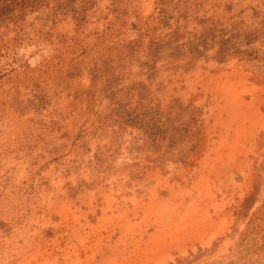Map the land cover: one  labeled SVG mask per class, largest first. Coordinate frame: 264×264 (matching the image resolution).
<instances>
[{
    "label": "rangeland",
    "instance_id": "1",
    "mask_svg": "<svg viewBox=\"0 0 264 264\" xmlns=\"http://www.w3.org/2000/svg\"><path fill=\"white\" fill-rule=\"evenodd\" d=\"M0 264H264V0H0Z\"/></svg>",
    "mask_w": 264,
    "mask_h": 264
}]
</instances>
